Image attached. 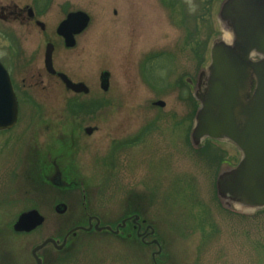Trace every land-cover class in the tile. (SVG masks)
Here are the masks:
<instances>
[{
	"label": "rangeland",
	"instance_id": "1",
	"mask_svg": "<svg viewBox=\"0 0 264 264\" xmlns=\"http://www.w3.org/2000/svg\"><path fill=\"white\" fill-rule=\"evenodd\" d=\"M2 1L33 8L45 24L42 30L0 17V60L19 101L16 126L0 131L3 257L17 246L30 256L45 238L87 226L89 215L115 227L139 214L162 244L158 264H264V210L253 216L226 211L216 193L220 160L235 165L241 152L220 140L210 143L219 153L198 152L191 141L197 105L183 79L197 81L213 41L223 38L222 0ZM78 10L91 21L67 48L56 29ZM49 41L55 68L87 84L89 94H75L58 78L32 79L46 73ZM156 54L164 57L149 63ZM103 71L111 74L106 92ZM157 100L166 105H154ZM80 102L88 105L80 109ZM89 126L98 129L87 134ZM57 152L67 157L75 187L58 188L40 177ZM59 202L68 206L64 214L54 210ZM30 208H38L45 223L32 234H16L13 222ZM155 250L130 225L120 235L79 231L65 250L47 246L41 254L46 264H56V257L60 264H154Z\"/></svg>",
	"mask_w": 264,
	"mask_h": 264
},
{
	"label": "water",
	"instance_id": "2",
	"mask_svg": "<svg viewBox=\"0 0 264 264\" xmlns=\"http://www.w3.org/2000/svg\"><path fill=\"white\" fill-rule=\"evenodd\" d=\"M218 17L223 24V38L213 41L210 62L200 70L197 83L186 78L199 101L191 141L195 147H200L206 139L228 141L239 149V163L233 166L224 162L220 168L216 182L217 195L226 208L253 212L264 208V0H222ZM90 19L84 11H73L58 25L57 33L64 38L67 47L75 46V36L88 27ZM38 24L45 28L43 22L38 21ZM226 33L231 39L225 38ZM53 52L54 45L48 43L44 63L48 72L56 74ZM57 74L67 89L75 93L90 92L84 82H74L61 72ZM100 80L101 88L107 91L110 73L102 72ZM155 104L164 106L165 102ZM18 116V99L10 75L0 61V131L13 128ZM96 130L97 127L93 126L85 128L87 134ZM60 178L57 174L55 185H64ZM55 210L63 214L67 205L58 203ZM132 219L136 222L140 216L134 215ZM93 220H96L95 225ZM127 220L123 219L114 229L111 225L101 226L99 217L89 216L88 227L72 228L61 244L59 240L49 237L36 246L33 253L36 254L48 243L63 248L69 237L76 236L79 229L90 231L95 228L98 232L119 234ZM44 222L45 217L38 210L31 209L18 217L14 230L31 232ZM151 234H155V229L152 228ZM154 242L159 244L157 239ZM37 260L41 264L39 257Z\"/></svg>",
	"mask_w": 264,
	"mask_h": 264
},
{
	"label": "flooded vegetation",
	"instance_id": "3",
	"mask_svg": "<svg viewBox=\"0 0 264 264\" xmlns=\"http://www.w3.org/2000/svg\"><path fill=\"white\" fill-rule=\"evenodd\" d=\"M0 17L3 18L4 20L10 22V23L20 22V24H22L23 26H26V27H32V26L40 27V25L38 24L39 18L37 16V14L35 13L34 9H33V11H30L29 8H22L18 4L14 3L13 1H11V2L10 1L3 2L2 0H0ZM54 47H55V45H54ZM54 52H55V48H54ZM45 70H46V68H45ZM56 71H57V73L61 72V71H58L57 69H56ZM45 72L46 73H43V72L39 73V78H37L36 76H33L32 79L33 80H38L40 83H42L47 77H51V78H58L60 80V82H62L61 78L58 76L57 73L56 74H52V73H49L47 70ZM65 74L67 76H69L67 73H65ZM11 78H12V76H11ZM184 82H185V80H184ZM66 159H67V157L65 156V154H62V153L60 154V152H57V153L53 154L52 159H51L52 161L49 160L51 164H49V169L46 170L47 173L46 174L43 173L44 179L47 182H51L52 184H54L56 176H57V174H59L60 177H61L60 180H61L62 183H64V182L65 183L66 182H70L72 184L76 183V178H70L69 177V174H68V171H67V169H68V164L67 163L68 162L65 161ZM49 161H48V159H46L44 165L45 166L48 165ZM55 186L59 187L60 185H55ZM31 209H36V210H38L41 213V211L38 208H30V209H27L25 211H28V210H31ZM134 215H139V214H134ZM15 221L12 224V229H13V225H14ZM129 222H130V224H129ZM130 225L133 228V230L135 231L136 235L138 233L143 234V238H140V237L137 236L138 238H140L141 243H143L144 245H148V246H152V245L157 246L158 250H155V251L152 252V258H153V254L154 253L156 254L155 255L156 257L158 255L162 254V244L160 243V241H159L160 245L158 243L154 242V238H155L154 235H150L149 234L150 231H151V228H149V227H151V225L147 224L145 219H142L141 216H140V219L138 221H136V222H133L132 219H129L128 222H127V225L123 229L124 230L127 229L128 227H130ZM38 228L33 230L32 232H16V234L29 235V234H32V233L36 232V230H38ZM79 231H82V230H79ZM92 231H94V229ZM92 231H90V232H92ZM50 237H53V236H50ZM63 237L62 238L53 237V238L56 239V240H59V244H61L62 240H63ZM148 237H152V238L148 239ZM69 240H70V237H69L66 245L63 248H61V249L57 248L55 245L49 243L48 245H46L45 247H43L42 249L37 251L36 254H34L33 253V249L37 245H39L41 242L40 243H36L30 248V256H28L27 253L24 254L26 256H21L19 254V251H18L19 247L17 246V247H15V251L12 250L13 253H11V255L12 254L13 255L8 260H6L3 257V255H2L3 251L1 250L2 246L0 245V264H39L38 260H37V257H39L41 259V264H46V259H45L44 255L41 254L42 253L41 251H43L47 246H51L55 250H57L58 252H61V251L65 250V248H67V246L69 244ZM60 262H61L60 258L56 257L55 258V263L56 264H60Z\"/></svg>",
	"mask_w": 264,
	"mask_h": 264
},
{
	"label": "trees",
	"instance_id": "4",
	"mask_svg": "<svg viewBox=\"0 0 264 264\" xmlns=\"http://www.w3.org/2000/svg\"><path fill=\"white\" fill-rule=\"evenodd\" d=\"M160 56H162V54H157V55H153V56H150V57H148V61H152L153 59H155L156 57H160ZM193 99V98H192ZM193 101L195 102V100L193 99ZM196 103V102H195ZM92 104H93V102H91V104H89V105H91L92 106ZM86 105H88V104H86V103H78V105L77 106H79V108L80 109H82L84 106H86ZM80 109H78V111H80ZM92 109H93V107H92ZM87 110V109H86ZM88 111V110H87ZM194 113V112H193ZM210 143H212V142H208L207 144H206V146L204 147V151H209V149H211L212 148V144H210ZM203 150H201V151H203ZM49 164L48 165H43V171H41V175H40V177H42V178H44V176H43V173L44 174H46L47 173V171L46 170H48L49 168ZM43 172V173H42Z\"/></svg>",
	"mask_w": 264,
	"mask_h": 264
},
{
	"label": "bare ground",
	"instance_id": "5",
	"mask_svg": "<svg viewBox=\"0 0 264 264\" xmlns=\"http://www.w3.org/2000/svg\"><path fill=\"white\" fill-rule=\"evenodd\" d=\"M225 38H227L229 40V39H231V36L228 33H226Z\"/></svg>",
	"mask_w": 264,
	"mask_h": 264
}]
</instances>
